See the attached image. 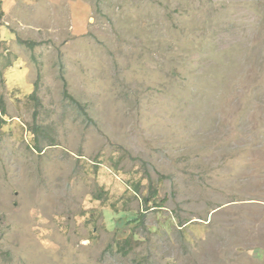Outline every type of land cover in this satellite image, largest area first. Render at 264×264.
Wrapping results in <instances>:
<instances>
[{"label":"rangeland","instance_id":"374dc122","mask_svg":"<svg viewBox=\"0 0 264 264\" xmlns=\"http://www.w3.org/2000/svg\"><path fill=\"white\" fill-rule=\"evenodd\" d=\"M0 264H264V0H0Z\"/></svg>","mask_w":264,"mask_h":264},{"label":"trees","instance_id":"16d2710c","mask_svg":"<svg viewBox=\"0 0 264 264\" xmlns=\"http://www.w3.org/2000/svg\"><path fill=\"white\" fill-rule=\"evenodd\" d=\"M21 40V39H20ZM22 42V41H21ZM23 43H25L26 45H29V42L27 40L23 41ZM128 241V238L125 240Z\"/></svg>","mask_w":264,"mask_h":264}]
</instances>
